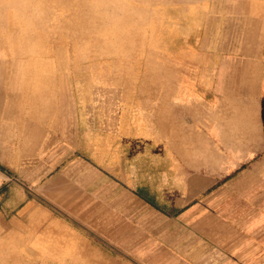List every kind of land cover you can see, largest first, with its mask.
Listing matches in <instances>:
<instances>
[{"label": "rangeland", "instance_id": "obj_1", "mask_svg": "<svg viewBox=\"0 0 264 264\" xmlns=\"http://www.w3.org/2000/svg\"><path fill=\"white\" fill-rule=\"evenodd\" d=\"M252 21L264 27V0H0V264L135 262L137 239L148 245L136 203L86 210L75 149L98 167L119 153L114 196L133 181L168 194L166 99L196 76L189 66L211 64L207 46L227 52L230 31ZM133 115L155 122V152L117 136Z\"/></svg>", "mask_w": 264, "mask_h": 264}, {"label": "crops", "instance_id": "obj_2", "mask_svg": "<svg viewBox=\"0 0 264 264\" xmlns=\"http://www.w3.org/2000/svg\"><path fill=\"white\" fill-rule=\"evenodd\" d=\"M256 22L230 31L227 52L207 46L211 64L189 66L196 76L166 99L162 169L171 189L161 199L152 181H133L134 192L114 196L124 176L119 153L98 167L75 149L74 164L87 169L74 170L75 183L92 187L86 210L103 217V202L136 203L131 223L148 234V245L140 249L137 239L130 264H264V27ZM142 117L120 119L117 136L155 152V122Z\"/></svg>", "mask_w": 264, "mask_h": 264}]
</instances>
